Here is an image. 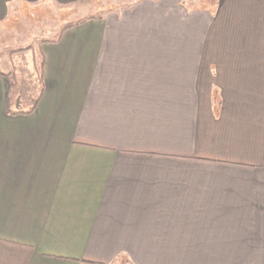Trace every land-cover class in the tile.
Segmentation results:
<instances>
[{
    "label": "crops",
    "instance_id": "crops-1",
    "mask_svg": "<svg viewBox=\"0 0 264 264\" xmlns=\"http://www.w3.org/2000/svg\"><path fill=\"white\" fill-rule=\"evenodd\" d=\"M104 1L0 0L58 33L31 114L0 71V264H264V0Z\"/></svg>",
    "mask_w": 264,
    "mask_h": 264
},
{
    "label": "rangeland",
    "instance_id": "rangeland-1",
    "mask_svg": "<svg viewBox=\"0 0 264 264\" xmlns=\"http://www.w3.org/2000/svg\"><path fill=\"white\" fill-rule=\"evenodd\" d=\"M116 1L126 5L132 4L135 0ZM200 3H203V1H191L193 6L200 5ZM104 4L110 6L114 2L105 0ZM102 10H105V8L103 7ZM102 10H98L97 12ZM54 29L55 27L46 22L43 17L37 16L32 23L27 19H23L14 28L0 32V71L4 73L15 71L14 77L12 76L13 78L9 80L13 86L10 88L8 95V101L13 110L27 111L38 100L42 85L31 68L33 65H37V69L40 66L38 42L57 36L58 33ZM31 46H34L33 54L26 52L13 53ZM218 50L222 52V55H247V49H240L236 53H231L226 49ZM206 51H210V47Z\"/></svg>",
    "mask_w": 264,
    "mask_h": 264
},
{
    "label": "trees",
    "instance_id": "trees-1",
    "mask_svg": "<svg viewBox=\"0 0 264 264\" xmlns=\"http://www.w3.org/2000/svg\"><path fill=\"white\" fill-rule=\"evenodd\" d=\"M72 26H74V25H72ZM72 26H70V27H72ZM70 27H68V28H70ZM67 29V28H66ZM29 50H31L30 48H28V49H23V50H19V51H17V52H27V51H29ZM42 61H40V66H39V68H38V75H39V77H40V79H41V73H42ZM10 75H12V73L11 74H9V75H5V76H10ZM13 85H11L10 84V88L12 87ZM37 103H35V105H36ZM10 104L8 103L7 104V107H6V111H7V113L8 114H12V115H14V114H23V115H26V114H31L32 112H33V110H34V108H35V105H34V107L30 110V111H28V112H18V111H14V110H12L11 108H10V106H9Z\"/></svg>",
    "mask_w": 264,
    "mask_h": 264
}]
</instances>
